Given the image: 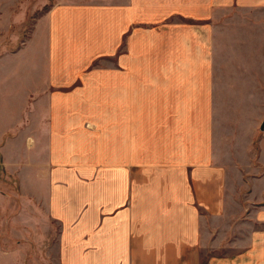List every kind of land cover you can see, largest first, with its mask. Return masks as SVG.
Masks as SVG:
<instances>
[{
    "label": "crops",
    "instance_id": "1",
    "mask_svg": "<svg viewBox=\"0 0 264 264\" xmlns=\"http://www.w3.org/2000/svg\"><path fill=\"white\" fill-rule=\"evenodd\" d=\"M29 35L1 45L0 151L61 264H264V193L227 204L264 166V0H57Z\"/></svg>",
    "mask_w": 264,
    "mask_h": 264
},
{
    "label": "rangeland",
    "instance_id": "2",
    "mask_svg": "<svg viewBox=\"0 0 264 264\" xmlns=\"http://www.w3.org/2000/svg\"><path fill=\"white\" fill-rule=\"evenodd\" d=\"M17 1V6L14 10H11V13L12 11L13 13L15 12L17 19L21 20L13 26L12 32L17 37L11 41L6 35L7 32L2 34L0 36V49L1 45L8 47L10 42L19 46L25 40V37L29 38L34 23L44 16L57 0ZM0 13L3 12L0 10ZM5 64H9V60L5 61ZM95 64L104 65L107 63L106 61H98ZM6 84L7 82H4L2 85ZM257 92L258 98L264 96V92H260L259 89ZM257 109H259L258 106ZM261 134H264V132L261 131ZM258 137L257 135L254 140L256 150L259 148ZM6 139L7 137L4 138V141H0V148L6 142ZM3 162L4 159L0 151V264H61L56 247L60 232L59 225L55 221L52 222V225L46 223L47 219L43 218L40 205H38L37 209L35 204H33V207L28 208V201L23 196V193L25 194L26 192L22 191L17 178L14 175H10ZM261 165L259 158H256L255 169L251 168L248 170V172L253 171V173H247L244 177L236 171L230 170L228 180L231 179L233 182H231L230 191H228V208L231 209V206L235 205L233 198L238 194L235 193L236 189L241 194L248 192L264 193V180H254L256 177L264 176V166L262 165L261 168ZM237 174L240 178H237ZM251 181H253L252 188L245 184V182L251 183ZM26 191L28 192V190ZM233 192L234 194L231 195ZM230 212H233V209ZM30 213L36 215V218H33V221L31 219L29 222ZM229 220L228 223L231 225V215ZM229 236L231 238V233ZM211 241L212 238L208 242L210 243Z\"/></svg>",
    "mask_w": 264,
    "mask_h": 264
},
{
    "label": "water",
    "instance_id": "3",
    "mask_svg": "<svg viewBox=\"0 0 264 264\" xmlns=\"http://www.w3.org/2000/svg\"><path fill=\"white\" fill-rule=\"evenodd\" d=\"M261 130H264V121L262 122V124H261Z\"/></svg>",
    "mask_w": 264,
    "mask_h": 264
}]
</instances>
